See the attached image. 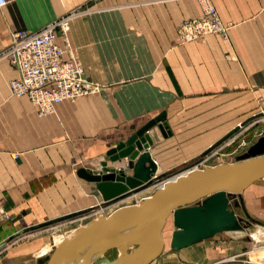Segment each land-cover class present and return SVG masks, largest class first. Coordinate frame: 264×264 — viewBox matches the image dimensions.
I'll return each instance as SVG.
<instances>
[{"label":"crops","instance_id":"crops-1","mask_svg":"<svg viewBox=\"0 0 264 264\" xmlns=\"http://www.w3.org/2000/svg\"><path fill=\"white\" fill-rule=\"evenodd\" d=\"M210 1L221 21L230 26L228 38L210 36L185 46L175 43L176 27L201 14L196 0H7L0 6V53L13 31L34 32L74 10L89 9L85 19L81 16L70 25L65 56L71 55L84 67H107L100 73L89 68L90 75L83 76L108 83L101 93L74 104L62 103L54 115L39 117L28 99L11 95L9 82L17 77V71L0 56V214L17 217L27 208V195L47 193L51 178H58L56 171L64 168L60 164L67 160V132L80 138L104 133L106 143L100 159L87 167L95 172L90 167L103 159V153L160 113L164 112L167 125H172L166 119L170 108L145 118L147 81L169 83L174 103L166 107L174 110L183 105L209 107L205 99L210 97L232 99L235 107L241 106L242 99H264V0ZM131 18L136 21H129ZM131 34L137 38L132 43ZM114 41L117 43L110 45ZM122 49L137 51L136 57L131 60L130 55L115 57L108 52ZM146 50L153 51V60L148 59ZM146 66H153L151 79L146 78ZM68 120L76 125H67ZM153 146L152 141L151 157L161 165ZM85 148L78 153L92 152ZM108 166L121 167L110 162ZM206 240L171 250L160 264H264V245ZM136 248L129 247L128 253ZM250 250L254 261L243 259L244 251Z\"/></svg>","mask_w":264,"mask_h":264},{"label":"rangeland","instance_id":"rangeland-1","mask_svg":"<svg viewBox=\"0 0 264 264\" xmlns=\"http://www.w3.org/2000/svg\"><path fill=\"white\" fill-rule=\"evenodd\" d=\"M196 1L200 6L201 14L197 17L184 19L177 25L176 45L185 46L190 43L202 41L210 36H220L223 39H227L230 26L221 21L211 1ZM88 10L89 9H82L81 11L74 10L70 12L72 16L69 22V30L70 25L75 19H79L81 16L83 17L82 19H85L84 16L89 14ZM129 21L136 20L131 18ZM115 37H119V35ZM135 39L137 38L131 34L130 42L132 43ZM144 39H146V37ZM146 41L147 39L145 42ZM115 42L117 43V41H114L111 42L110 45H114ZM108 52L114 53L113 56L115 57H117L118 54L125 56L130 55L131 60L136 57L135 53H137L135 50L125 49ZM145 52L148 59L153 60V51L146 50ZM73 54L75 56L74 49ZM90 59L94 61L95 56L91 55ZM81 68L82 72L87 75H90L87 71L89 68L95 69L99 73L107 69V67L96 68L92 65H88L87 67L81 66ZM152 72L153 66H146L147 79H151ZM90 82L99 85L98 91L88 95L78 96L73 100H68L63 103L67 102L68 104H74L78 100L86 99L92 95L101 93L102 90L107 88L106 85L108 84L100 81ZM170 92V85L165 81H158L156 83L147 81L146 83L145 118L151 117L156 112L162 110V108H170V112H168L169 114H167L166 119L167 122L169 121V123L172 124L168 126L171 134L166 138L163 137L157 126L149 130V135L154 145L153 148L156 150L157 156L161 158L163 164L160 165L156 162L158 165L157 173H168L165 179L194 169L234 163L246 155L248 149L255 144L259 138L264 137V114H262L264 112L263 98L242 99L241 106L238 104V107H235L232 99L210 97L209 99H205V102L209 103V107L206 105L198 107L196 105L191 108L183 105L182 107H177L176 109L180 111L176 112V109L174 110L172 106L166 107L170 102L174 103V98L170 97ZM52 115H54V113L49 115V117ZM250 118H252L251 121L242 125L227 140L216 148L208 151L211 145L235 128L238 123L240 124ZM206 121L208 123H206ZM78 123L79 122H77V124ZM67 125L76 124L68 120ZM133 130L134 129H132L131 132ZM98 133V136L80 138L69 135L67 132L65 154L67 160L60 164L63 165L64 168L60 171H56L58 178H51V188L47 193L27 195L24 204L27 208L19 212L17 217L7 215L6 213L0 214V244L6 242V244L0 248V264H37V260L40 257L51 256L64 240L78 227L100 216H107L119 207L135 204L137 198L139 199L148 195L155 185L165 180L154 182L152 184L153 186H148V188L138 194H131L111 204L100 205L101 196L95 185L86 183L84 180L77 178L74 171L75 167L77 169L80 167L89 168L91 161L97 162V160L100 159V151L103 149V144L106 143V138L102 131ZM97 145L100 146L97 147ZM81 147H86V150L91 149L92 152L78 153V150L82 149ZM95 167L96 168L93 169L95 172L101 169L100 161H98ZM125 171L127 174L130 173L127 167H125ZM97 202L98 205H96L94 211L86 215L24 233L9 241V236L26 226L81 210L83 207L87 208L86 206L94 203L96 204ZM229 209L237 216L238 222L236 229L230 232L219 233L207 240L210 241L215 238L221 242L246 241L250 244H256L257 247H263L264 232H258L259 235L256 238L249 233V230L256 232L258 228H262L261 225L264 223V177L249 185L236 199L230 201ZM175 229L170 218L163 230L165 243L162 252L152 264H160L161 259L168 258L172 253L171 250L173 249L170 248V232L172 230L175 231ZM202 241L193 245H198ZM133 250L134 249H131L129 252ZM244 253H246V257L243 259L249 261L255 260V255L251 253V250L248 252L244 251ZM116 255L117 250L110 249L104 255L97 256L92 264H98V262L103 260L112 262Z\"/></svg>","mask_w":264,"mask_h":264},{"label":"water","instance_id":"water-1","mask_svg":"<svg viewBox=\"0 0 264 264\" xmlns=\"http://www.w3.org/2000/svg\"><path fill=\"white\" fill-rule=\"evenodd\" d=\"M251 120L241 122L211 145L208 151L223 143ZM154 126L159 128L165 138L171 134L165 113H160L128 139L103 153L98 172L84 167L76 170L77 177L95 185L101 196L100 205L117 202L167 177L168 173L165 172L157 174V163L149 152L152 145L149 130ZM123 160L129 174L125 169L108 166V162L114 164ZM263 177L264 137H261L248 149L246 155L234 163L189 171L174 182L166 183L162 190H156L139 203L121 207L107 216H100L78 227L51 256L39 258L37 264H68L85 244L108 235L122 238L117 246L150 245L148 252L137 259L136 264H152L162 252V231L170 216L176 228L171 235L170 248L176 251L219 233L233 231L238 219L229 209L230 201ZM237 184L240 186L237 187ZM95 208H84L27 227L12 235L9 241L24 233L86 215ZM125 227L137 230V235H119V229ZM261 227L264 229V223ZM5 244L1 243L0 248Z\"/></svg>","mask_w":264,"mask_h":264},{"label":"built area","instance_id":"built-area-1","mask_svg":"<svg viewBox=\"0 0 264 264\" xmlns=\"http://www.w3.org/2000/svg\"><path fill=\"white\" fill-rule=\"evenodd\" d=\"M6 2L0 0V6ZM71 16L60 17L34 32H11L0 53L17 71V77L9 82L11 95L28 99L39 117L53 114L65 101L99 89L83 76L71 55L65 56Z\"/></svg>","mask_w":264,"mask_h":264},{"label":"bare ground","instance_id":"bare-ground-1","mask_svg":"<svg viewBox=\"0 0 264 264\" xmlns=\"http://www.w3.org/2000/svg\"><path fill=\"white\" fill-rule=\"evenodd\" d=\"M238 125H239V123L236 126H238ZM114 164H118L119 166H121V167H115V168L125 169L124 168V166H125L124 160L122 162H116ZM96 165H97V163L92 164V168H96L95 167ZM157 167H158V165H157ZM194 170H199V169H194ZM190 171H192V170H190ZM157 172H158V170H157ZM188 172H184L180 175H177V176H174V177H171V178H168V179H165V180L159 182L157 185H155L152 188L151 192L148 195L143 196L139 199L137 198V201L135 202V204L139 203L140 201H142L145 198L152 195L154 191L162 190L166 183L174 182L178 177L185 176ZM157 174H160V173H157ZM238 186H240V184H237V187ZM145 189H143V190H145ZM143 190H141L137 193H134L132 195L138 194V193L142 192ZM96 205H98V202L96 204L94 203V204L89 205V207H93ZM130 205H132V204H130ZM125 206H128V205H125ZM89 207H87V208H89ZM122 207H124V206H122ZM119 208H121V207H119ZM119 208H117V209H119ZM117 209H115V210H117ZM170 218H171V216L168 218V220ZM163 230H164V228H163ZM238 230H240V229H238ZM137 232L138 231L133 229V228H128V229L120 228L118 234L119 235H131V236H133V235H137ZM258 232L262 233V232H264V229L258 228L256 232L249 230V233L256 238L259 235ZM162 233H163V231H162ZM237 235H239V234H237ZM162 238H163V236H162ZM120 241H122V238H120V237L113 238L111 235H108V236H105L98 241L96 240L95 242H88L87 244H85L81 249H79L76 252V254L73 256V258L71 259V261L68 264H92V262L96 259V256L104 255L108 250H110V247H114L115 245H116V248L115 247L114 248L117 250V255H116L114 261L109 262V263H104L105 260H103V261L98 262V264H133V263L136 264L137 259H139L141 256L145 255L148 252L149 247H150V245H146V246H117V245H119ZM163 241H164V239H163ZM164 243H165V241H164ZM129 247H137V248L128 253ZM95 252H96V254H95ZM105 262H107V261H105Z\"/></svg>","mask_w":264,"mask_h":264}]
</instances>
